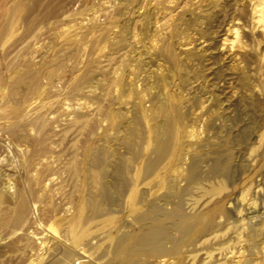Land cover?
Wrapping results in <instances>:
<instances>
[{
    "label": "rangeland",
    "instance_id": "obj_1",
    "mask_svg": "<svg viewBox=\"0 0 264 264\" xmlns=\"http://www.w3.org/2000/svg\"><path fill=\"white\" fill-rule=\"evenodd\" d=\"M16 1L0 0V106L23 65L38 82L17 89L21 132L0 130V264H113L111 237L182 191L185 213L216 212L185 264H264V0H39L30 15L23 0L9 24Z\"/></svg>",
    "mask_w": 264,
    "mask_h": 264
},
{
    "label": "bare ground",
    "instance_id": "obj_2",
    "mask_svg": "<svg viewBox=\"0 0 264 264\" xmlns=\"http://www.w3.org/2000/svg\"><path fill=\"white\" fill-rule=\"evenodd\" d=\"M22 2H23V0H17L16 2H14L13 10L9 11V13H7L5 15V21L6 22H8L10 24V23H13L14 21L22 20V18L20 17L21 15L19 16V11L22 8V4H24ZM37 4L39 5V0H34L32 6H31L32 8L30 9V11L28 10V8L25 11L24 9L26 7L23 10L25 12H28L27 13L28 15H30V13L33 14L34 9H36L35 5H37ZM31 70H32V68L29 65H23V72H24L23 78L21 79L20 77H14L11 81H7V83L5 85L7 90H8V93L3 98L4 105H2V107L0 106V110H2V111H0V130H1V132L4 135L9 134L11 137L17 136V134L19 132H21V130H22L21 129L22 128V121H21L22 120L21 119L22 111H20V108L23 105V103L25 102V97L23 96V94H19L17 89L24 82L25 85L28 88H30L29 93L30 94L32 93L31 88H35V84L38 82V75L35 74ZM26 99H27V97H26ZM26 124L31 125V122H27ZM31 126L33 127L34 124H32ZM28 132H29V130L26 129L24 131V134H28ZM165 132H166V139H169L170 134L172 135V133H170L171 132V128H170L169 124L166 125ZM130 133H131V131H130ZM132 135L134 136V132L132 133ZM156 141H157V139H156ZM157 146H158L159 150L152 149V151L155 152V156L153 158H157L158 160H161L164 157V155L166 154V148L164 147V145L160 144L159 142H158ZM91 151L93 152L92 149H88L86 152L85 151L84 152L86 154H88ZM89 154H91V153H89ZM93 159L94 160L92 162L93 163L96 162L95 164L98 165V162H97L98 160L96 161L95 158H93ZM151 165L152 164H150V166ZM94 166H96V165H94ZM150 166H147V169L145 167L146 174L149 172L148 170H149ZM196 166L197 165H195V164H191L189 167H187L185 169L184 174L181 175V177L184 178V180L188 184H191L192 182L194 183L195 181H197V175H196L197 174V172H196V168L197 167ZM216 166L217 165H214L213 166L214 168L211 170L213 172L212 175L218 176V175H222L223 173H225V171L222 172L221 169H219V167H216ZM127 169H128V167H126V172H127ZM140 171H142L141 176L144 177L145 176L143 174L144 173V169H142ZM89 174H90L89 176L91 178L90 179L91 185L94 186L95 189L97 190L98 196H99V193L101 195L102 187H104V186L101 185L102 184L101 183V178H102V175H104V174L96 173L94 171L89 173ZM0 175L2 177L1 171H0ZM178 176H180V174ZM36 186H38V184ZM121 187L123 188L122 185H121ZM0 194H1V190H0ZM184 194H185V191H182V192H180L178 194L177 201H175V203L173 204L172 208L169 211H164V209L162 210L161 208L156 207V205L155 206L151 205L152 207L150 206L151 207L150 209H148L145 213H143L142 215L137 216L135 218L134 221H135V223L137 225V229L135 231H133L131 234H126V233L122 232L120 234L113 235L111 237V243H110L111 244V256L112 257H111L110 260H106V262L107 263L108 262H110V263L113 262V264H126L127 262H130V264H149L148 261H147V263L146 262L142 263V262H138V261L141 258H154L155 259V258H160V257H175V258H178L177 264H185L184 263V256L182 254L183 248H187V247L190 248V246H193L196 242H198L197 241L198 238L206 235V233H209L210 230L216 228V224L213 221V218L215 217V213L216 212H214L215 211L214 210L213 212L211 211L210 213H206V212L205 213L204 212L203 213H196V214H187V213H185V211L182 208V203H181V200L183 199L182 196ZM212 194H214V193H212ZM90 196H92V195H89V197ZM94 196H95V194H94ZM27 200H26V202H27ZM104 201H105V199L103 200V202ZM98 202L100 203L102 201L101 200L97 201V204H98ZM94 204H95V202H94ZM93 210L95 212L97 211V206L96 205H94ZM26 211H28V210H27V206H26V203L24 201V198L19 196L18 201H17V206H16V214L18 215V217L22 216L23 214L26 215L27 214V213L25 214ZM22 217H24V216H22ZM22 217H21V219L24 220V218H22ZM94 218H95V216H94ZM98 218H99V216H98ZM222 219H224V218H222ZM19 222H22V221L20 220ZM77 222H78V220H77ZM89 222H90V220H89ZM16 223H18V222H16ZM23 224H24V222H23ZM25 224H26V222H25ZM39 225H40V223H39ZM81 225H84V223L83 224L81 223ZM73 227H74V225H73ZM36 229H37V227H36ZM86 229L84 228V229H80V231L78 230V233L75 234V237L73 236L74 235V233H73L72 236L74 238L71 240L73 242L72 244L78 243L83 238V236L86 235L85 234L86 231H84ZM68 230H66L65 232H67ZM71 230H72V228H71ZM34 231H36V230H34ZM8 232H9V230H8ZM67 233H66V235H67ZM70 237H71V235H70ZM66 238H68V237H66ZM68 239H67V241H68ZM27 241L31 242L30 239H27ZM39 243H41V242H39ZM220 250H222V248ZM102 252H104V251H102ZM102 252L100 254H102ZM212 252L207 253L209 258L212 257ZM105 254L104 255L102 254V256H104V258L106 257ZM66 256H67V252L65 253V258H66ZM68 257H69V255H68ZM109 258L107 257V259H109ZM69 260L67 259V261H69ZM64 261H66V260H64ZM127 264H129V263H127Z\"/></svg>",
    "mask_w": 264,
    "mask_h": 264
}]
</instances>
